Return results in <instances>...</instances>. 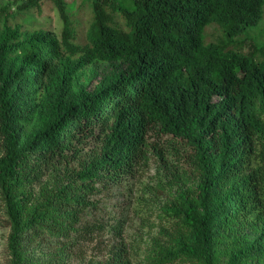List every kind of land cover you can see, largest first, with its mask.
Returning <instances> with one entry per match:
<instances>
[{"label": "trees", "instance_id": "obj_1", "mask_svg": "<svg viewBox=\"0 0 264 264\" xmlns=\"http://www.w3.org/2000/svg\"><path fill=\"white\" fill-rule=\"evenodd\" d=\"M21 2L0 6L12 264H133L145 236L147 264H264V0ZM45 2L58 31L26 22ZM131 211L159 231L130 240Z\"/></svg>", "mask_w": 264, "mask_h": 264}, {"label": "rangeland", "instance_id": "obj_2", "mask_svg": "<svg viewBox=\"0 0 264 264\" xmlns=\"http://www.w3.org/2000/svg\"><path fill=\"white\" fill-rule=\"evenodd\" d=\"M21 1L22 0H0V6L5 4L6 2L14 5V3H18V2L22 3ZM16 7L17 6H14V9ZM87 10L90 11L88 8H87ZM80 18H82V17H80ZM26 22L27 23L34 22V23L39 24L40 26L44 25L46 27H51L55 31L56 30L58 31L59 29H61V26H62L58 12L50 2H45L43 4L40 12H38V13L33 12L32 16H30L26 19ZM262 28H264V25H262ZM220 36H221V31H220V28L218 26L213 25V26H210L209 28H207V39L209 41H217L220 38ZM156 170L157 169L154 166L151 170H149L148 172H145L144 173L145 175L142 174L141 181L135 182L133 184L132 190L135 193V195L142 194L144 185H145V189L148 186H153V185H154V188L157 189L156 185L158 184L159 180L157 179V175H156L157 171ZM39 189H37V190H39ZM40 192H41V190H40ZM156 192H157V190H156ZM147 195L150 198L153 197V195H151L150 193H147ZM2 205L3 204H2V201L0 199V264H12V261H13L12 254L8 248V242H9L8 239H9V235L11 233V227L9 226V224L7 222V214H6L4 206H2ZM159 207H160L159 202H158V200H156L155 208L157 209ZM128 215L129 216L127 218L126 228L128 230V235L130 237V240H136V239L138 240V239H140L139 236H141L142 234L147 235V233L149 232V229H150V224L152 225V230L154 231L153 233H156L159 231V221L157 219V211H156V214H154L153 218L150 219V222L148 223V226L145 227V230L144 229L140 230V225H141L142 221H140V219H138L134 215V211L129 212ZM46 244H48V242ZM148 245H149V240H148V237L145 236L144 242L142 244V252L143 253H142V255L133 259V264H147L146 259H145L144 250L148 247ZM101 249H102V251L99 248L96 250H92L90 248L88 250V254H86V255L88 256V258H91L94 255L96 257L105 256L106 252L104 251L103 248H101ZM107 252H108V248H107ZM72 264H87V263L74 260L72 262Z\"/></svg>", "mask_w": 264, "mask_h": 264}]
</instances>
